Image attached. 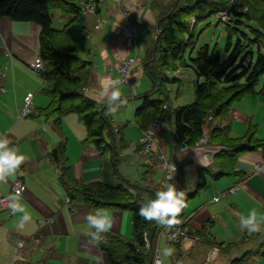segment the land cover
<instances>
[{"label": "crops", "instance_id": "0c3cea01", "mask_svg": "<svg viewBox=\"0 0 264 264\" xmlns=\"http://www.w3.org/2000/svg\"><path fill=\"white\" fill-rule=\"evenodd\" d=\"M164 7L159 0H105L98 5L95 14L86 16L88 49L81 57L88 65V77L81 91L96 102L100 110L113 108L102 100L100 92L112 81H118L117 64L134 55L140 60L131 71L129 83L117 85L120 105L127 101L129 94L136 95L133 86L146 75L143 62L147 44L156 35ZM64 16L65 24L69 17ZM128 27L132 28L129 35L125 31ZM38 36L39 27L34 23L0 16V139H8L9 146L15 147L25 158L7 177L10 181L20 179L25 190L14 201L15 211L2 210L5 214H0V249L16 248L10 264L71 261L72 264H107L98 242L89 235L94 229L87 217L96 211L107 213L112 226L106 233L124 238L129 225L132 226L130 209L95 206L85 199L70 200L63 180L66 169L71 170L79 184L110 182V177L108 173L102 176V152L86 141V126L76 113H68L58 122L56 114L43 113L50 107L51 99L47 98L50 95L46 92L53 89V83L45 81L31 67L40 55ZM177 73L181 72L170 76L180 81ZM30 93L33 94L30 113L22 117L25 97ZM256 95L259 99L254 102V110L249 109V103L237 101L222 116L220 127H225L231 138L242 137L252 127L254 138L258 142L264 140V85ZM117 127L113 128L119 133L121 129ZM157 130L161 131L158 138L155 137V150H162L166 159L177 165L176 174L181 177L177 189L184 191L185 196L191 195L184 200L185 207L178 217L187 238L177 246L165 240L166 248L174 249L166 260L158 247L162 237L155 239L163 263L173 264L169 258L176 256V260L182 259L187 264H264V221L260 220L264 216V146L251 149L256 140L250 147L249 143L235 146L237 157L234 162L225 164L229 172L215 177L220 172L217 163L221 161L215 149L221 147L210 143L208 134L204 136L206 143L179 151L173 129L163 126ZM115 132L105 135L107 143L111 139L121 145L132 142L130 145L136 153H144L141 129L136 136L125 133L116 138ZM56 149L61 150L58 161L51 155ZM114 149H118L116 143ZM153 154L156 156L153 151L149 157ZM148 162L150 160L144 157L143 164ZM200 171L205 176V186L197 190ZM230 188H234V192L222 198L221 194ZM132 193L135 195L137 191ZM9 194L8 183L0 181V195ZM252 211L257 213L260 223V230L256 232L240 227V217H247ZM17 241L22 242L21 247H16ZM37 252L42 253L35 255Z\"/></svg>", "mask_w": 264, "mask_h": 264}, {"label": "trees", "instance_id": "16d2710c", "mask_svg": "<svg viewBox=\"0 0 264 264\" xmlns=\"http://www.w3.org/2000/svg\"><path fill=\"white\" fill-rule=\"evenodd\" d=\"M172 1L161 12L156 35L147 44L143 63L153 87L141 96V105L134 112V121L141 127L148 126L154 119L170 121L173 124L175 144L192 147L206 136L211 123L226 114L235 100L256 92L259 77L264 73V53L261 51L264 48V0ZM223 10H228V19H218L225 24L228 33L225 45L227 56L223 58L218 48H210L205 44L191 54V65H188L184 55L186 48L193 45L191 31L199 18L218 14ZM53 11H60L69 17V21L62 28L53 26ZM0 16L9 17L13 21L32 22L39 27V56L44 65V71L40 74L45 81L53 83V89L46 92L50 95V107H46L43 113L48 116L56 114L57 122L68 113H76L86 126V141L100 153L108 146L114 153V146L105 141V135L115 132L105 115V109L100 110L96 102L81 91L88 77V65L81 57L88 49V38L86 16L82 14L78 0H0ZM192 17L195 18L193 27ZM238 25L249 28L251 35L241 31ZM232 32L237 36L235 43L231 39ZM247 44L251 45V49L253 45H257L255 59L252 50L241 57ZM245 60L249 62L245 63ZM177 63L182 68L192 69L195 98L193 103L171 110L168 104L163 107L166 100L158 97L151 99L149 96L152 93H164L163 83L176 81L165 71H176ZM208 136L209 142L221 147L216 154L221 160L217 163L220 172L215 177L229 172L225 164L229 160L234 162L237 157L234 155L235 146L249 143L250 147L257 141L252 127L242 137L233 139L225 127L213 125ZM259 146H264V140L257 141L251 149ZM59 152L61 154V150L56 149L51 153L56 161L59 159ZM224 157L227 159L226 163ZM200 173L197 190L205 186V176L202 171ZM63 174L70 200L85 199L95 206L129 208L132 213L131 241L117 234H102L98 246L105 254L107 264H147L149 251L143 235L147 232L150 238L157 223L141 217L139 208L149 199H154L157 192L132 184V187L147 192L146 196L139 195L141 191L134 195L123 185H113L103 180L79 188L75 180L72 181L74 176L70 169H66ZM189 196L191 195L185 196L184 200ZM155 233L153 243L156 239Z\"/></svg>", "mask_w": 264, "mask_h": 264}, {"label": "rangeland", "instance_id": "374dc122", "mask_svg": "<svg viewBox=\"0 0 264 264\" xmlns=\"http://www.w3.org/2000/svg\"><path fill=\"white\" fill-rule=\"evenodd\" d=\"M159 2L165 4V7L168 6V4L171 5L173 3L172 0H159ZM218 18L219 16L217 13L212 14L210 16L199 18L197 25L191 31V34L193 35V45L188 46L186 48L185 55H184V59L188 65H191V62H190L191 54H193V52L196 51L200 46L205 45V44H208L210 48H213V47L218 48V51L223 58L227 56L226 55L227 53L225 51V45L227 42L228 33L225 29V24L223 22H220ZM63 20H65L64 15H62L58 11H53V26L54 27L62 28L64 24ZM191 23L193 27L195 24V18L193 17L191 18ZM247 24L248 23H246V25ZM238 27L241 31H244L247 34L251 35L249 28H247L246 26L238 25ZM236 38H237L236 33L232 32L231 39L233 43H235ZM257 49H258L257 45H253V48L251 49V45L247 44L244 47V51L241 53V57L244 54H246L247 51L252 50L253 59H255L257 56V52H258ZM261 51L264 53V48H261ZM248 62H249L248 60H245V63H248ZM177 66H178V69L176 71L169 70L165 72L167 75H171V76H173L175 72H181V73L176 74V77L179 78L180 81H175L173 83H163L164 93L162 94L152 93L149 96L151 99H156L158 97L160 99L166 100L163 107L165 108L168 104V108H170L171 110L179 106L189 105L194 102V98H195L194 96V75H193L192 69L190 67L182 68L178 63H177ZM258 82L259 83L256 86V89H257L256 92L251 93V94H246L240 100H235L234 103L237 101L249 103V109L254 110L255 108L254 102L256 101V99H259V97L256 94L259 92V90L264 85V73L260 75ZM133 89H135L133 93L135 92L134 94L136 95L132 96L129 94L127 97L128 98L127 101L124 102L122 105H120L118 108H116L115 111H113L111 107L105 111V114L107 115L112 126L114 128L118 126L117 128L121 129L119 133L115 132L116 138L120 137L121 135L125 136V133H126V136L127 135L129 136L130 134H132L133 136H136V134L140 133L139 132L140 129L146 128V126L141 127L138 125L140 127L139 129V127L137 126V123H135V121L133 120V116H134L135 110L137 109L136 106L141 105L140 103L141 96H143L145 92H148L149 90L152 89V83L150 79L148 78V76L145 75V76H142V78L140 79V83L138 85L133 86ZM47 98L48 100H50L49 96H47ZM133 108H136L134 112H133ZM154 120H160V119H154ZM222 121H223L222 116L217 117L211 123L209 129L211 130V127L213 125L221 126ZM163 126H166V129H170V128L173 129L172 122L170 121L166 122L164 125L159 126L155 129L156 138H158V135L161 131L157 129ZM209 129L208 131H206L205 134H209V131H210ZM205 130L206 129H204V131ZM169 136H171V132H169ZM115 143L117 144L118 149H115L114 153L112 149L109 148L108 146L103 150L101 154L102 176H103V173H108V176L110 177L109 179L110 182L106 180H103V181L113 184V185H123L126 188H129L130 191H141V190H138L132 187V184L133 185L136 184V186H139V188L147 187V188L155 190L156 192L165 190L167 188V186L169 185V181L167 179L166 173L162 169L160 162L158 161L157 157L154 156V154L149 157V154H145V153L142 154V152L140 151L136 153V151H134L133 145H130V144H133L132 142H129L130 144L123 143L122 145L119 144L118 142H115V140L113 139H111L110 142H108V144L112 146H115ZM216 145L217 144H215V146ZM155 147L156 145L153 146L152 152L154 151L156 155ZM152 152L150 154H152ZM143 156L148 161L150 160V162L143 164V160H144ZM224 158L226 159V157ZM227 158L230 159L229 156H227ZM177 171L178 170H176L174 175H175L177 185H178V180L179 179L181 180V177L177 176L176 174ZM144 178H147V180L143 181ZM74 180L75 179H73L72 181L74 182ZM129 183L131 185H129ZM76 184L80 186L79 188L85 185L83 183L79 184L78 182H76ZM179 186L181 187L180 183H179ZM182 189H184V187L181 188V190ZM76 190L80 191L78 189ZM182 192L184 193V191ZM140 195L143 196L142 194ZM128 212L130 213V216H132L131 211L128 210ZM0 214H5V212L2 211L0 212ZM124 239L127 241H131L133 239L131 224L129 225L127 229V233H124ZM161 239L162 241H159L158 247L160 249L163 259L166 260V257L168 256H164L163 253L167 246H166L164 237H162ZM156 241H157V238H156ZM16 253H17L16 248L15 249L13 248L8 249L6 247L1 248L0 249V264H10L9 261L10 262L12 261ZM40 253L42 252H37L35 255H39ZM169 260L170 262L175 264L176 256L169 258ZM97 261H101V260L97 259ZM71 262L61 263V264H72Z\"/></svg>", "mask_w": 264, "mask_h": 264}, {"label": "built area", "instance_id": "2783aa9c", "mask_svg": "<svg viewBox=\"0 0 264 264\" xmlns=\"http://www.w3.org/2000/svg\"><path fill=\"white\" fill-rule=\"evenodd\" d=\"M105 0H78L79 5L81 6L82 9V14L85 16L88 15H93L96 13V10L98 8V5L102 3ZM218 16L221 21H226L228 19V10H223L218 13ZM126 34H131L132 28L128 27L125 29ZM139 57L137 55L134 56H127L123 58L118 64H117V70L119 73V83H129L130 81V74L134 66L138 63ZM32 69L40 74L44 71V65L43 61L40 56H38L35 61L31 64ZM1 90V88H0ZM33 94H28L25 97V105L23 110L21 111L20 116L26 117L29 115L30 110H29V105L31 103V98ZM210 119V117H209ZM166 122L164 120H152L150 121L149 125L146 126V128L141 129V138H140V143L143 148V152L145 154H150L152 152L153 146L156 144L157 140L155 138V129L159 126L164 125ZM207 142L206 137H202L197 141V143L194 145L200 146L201 144H204ZM192 146V147H194ZM188 148L185 144H180L178 145V150L179 151H184ZM219 148L215 149V153L217 154L219 152ZM156 156L158 161L160 162L162 169L166 173L167 179L169 181V184H173L177 188V181L175 178V173L171 169V165L173 162H170L166 159L164 153L161 150L156 151ZM175 166V172L177 170V165L173 163ZM257 168V166H255ZM172 176V177H171ZM171 177V178H170ZM2 182L8 183V186L10 188V194L9 195H0V211L2 210H13L11 205L14 204L15 199L20 197L24 190H25V185L20 179H15L13 181H10L8 178L3 180ZM234 192V188H230L223 192L221 194L222 198H226L230 193ZM69 201V199H67ZM157 235V240L160 237H164L167 242H169L172 245H179L182 241H184L187 238V233L183 230L182 225L179 223L178 225H174L171 228H167L162 225H157L156 228V233ZM144 243L148 251H150L151 247L153 249V258H152V264H164L163 260L158 252L157 249V244L156 242L153 243L151 238H149V235L147 232H144ZM16 247H21L22 242L17 241L15 243ZM175 264H187L185 261L182 259H177Z\"/></svg>", "mask_w": 264, "mask_h": 264}, {"label": "clouds", "instance_id": "9594fccd", "mask_svg": "<svg viewBox=\"0 0 264 264\" xmlns=\"http://www.w3.org/2000/svg\"><path fill=\"white\" fill-rule=\"evenodd\" d=\"M118 84L119 81H112L100 92L102 100L113 105V111L122 103ZM9 144L8 139H0V181L5 180L10 174L14 173L25 159L23 155L18 154L15 147H10ZM170 167L175 173L173 163ZM184 196L185 194L182 191L178 190L173 184H169L165 190L158 191L154 199H149L142 204L139 208V215L147 221H154L159 225L171 228L180 223L178 217L185 207ZM11 207L15 211L17 206L13 204ZM87 220L90 227L94 229V232H90L89 235L98 243L101 242L102 234L108 232L112 226L111 219L107 213L96 211L95 214H90ZM260 220L264 221V216H261ZM240 227L250 232L259 231L260 223L257 220V213L252 211L247 217L241 216ZM173 251L172 248H165L163 254L164 256H171Z\"/></svg>", "mask_w": 264, "mask_h": 264}, {"label": "water", "instance_id": "95a60500", "mask_svg": "<svg viewBox=\"0 0 264 264\" xmlns=\"http://www.w3.org/2000/svg\"><path fill=\"white\" fill-rule=\"evenodd\" d=\"M159 28V25L157 24V29ZM156 228H157V224L155 225V228L153 229L152 233H151V240H153V236H154V233L156 231ZM152 258H153V249L151 247L150 251H149V260H148V263L147 264H152Z\"/></svg>", "mask_w": 264, "mask_h": 264}]
</instances>
